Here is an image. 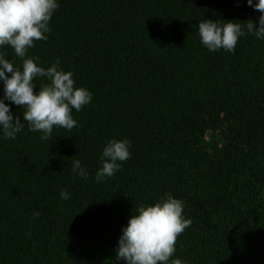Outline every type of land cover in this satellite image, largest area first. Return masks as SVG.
I'll use <instances>...</instances> for the list:
<instances>
[{
    "label": "trees",
    "instance_id": "16d2710c",
    "mask_svg": "<svg viewBox=\"0 0 264 264\" xmlns=\"http://www.w3.org/2000/svg\"><path fill=\"white\" fill-rule=\"evenodd\" d=\"M259 15L247 0H59L48 39L27 55L44 67L58 57L93 97L73 110L78 127L46 141L27 122L15 140L0 134V264H126L122 226L164 193L191 219L173 258L264 264V40L246 34L235 53L210 52L197 28ZM124 138L130 158L97 183L107 140ZM76 159L87 178L73 176Z\"/></svg>",
    "mask_w": 264,
    "mask_h": 264
},
{
    "label": "clouds",
    "instance_id": "9594fccd",
    "mask_svg": "<svg viewBox=\"0 0 264 264\" xmlns=\"http://www.w3.org/2000/svg\"><path fill=\"white\" fill-rule=\"evenodd\" d=\"M247 4L260 12L256 21L203 19L198 23L200 43L210 52L221 49L235 53L240 37L253 34L264 40V0H247ZM59 7V0H0V49L9 46L22 65L6 58L0 51V134L2 138L15 140L24 129L39 132L40 140L52 136L54 128L72 130L78 127L73 110L79 112L92 101V92L76 86L73 73L61 67L57 57L48 67L27 55L35 41L47 40L51 31L49 22ZM258 23V27L255 25ZM10 74V75H9ZM43 78L38 91H34V79ZM6 101L10 103H6ZM20 106L24 122H21L11 105ZM131 142L127 139H109L100 156L101 166L95 173L97 183L104 182L122 168V162L130 158ZM73 176L89 175L80 159L71 162ZM60 198L70 199V193L61 189ZM184 202L171 193H164L152 203H139L135 212L122 226L116 247V260L126 264H182L173 258L176 240L191 225V219L183 215ZM33 218L40 215L33 211Z\"/></svg>",
    "mask_w": 264,
    "mask_h": 264
}]
</instances>
